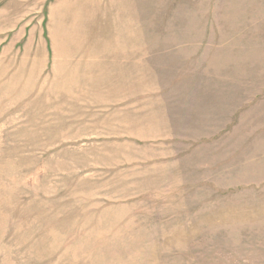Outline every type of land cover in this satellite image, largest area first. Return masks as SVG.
<instances>
[{
  "label": "rangeland",
  "instance_id": "obj_1",
  "mask_svg": "<svg viewBox=\"0 0 264 264\" xmlns=\"http://www.w3.org/2000/svg\"><path fill=\"white\" fill-rule=\"evenodd\" d=\"M0 264H264V0H0Z\"/></svg>",
  "mask_w": 264,
  "mask_h": 264
}]
</instances>
